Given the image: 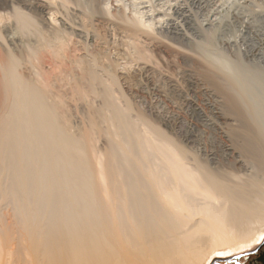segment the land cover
Here are the masks:
<instances>
[{
    "label": "bare ground",
    "instance_id": "1",
    "mask_svg": "<svg viewBox=\"0 0 264 264\" xmlns=\"http://www.w3.org/2000/svg\"><path fill=\"white\" fill-rule=\"evenodd\" d=\"M48 3L0 0V18L13 15L24 28L32 21L30 15L46 17L45 12L52 10ZM89 3L99 20L112 14L106 5L104 8V0ZM62 6V10L67 7ZM53 13L54 20L60 13ZM62 13L59 16L65 11ZM132 16L133 22L124 18L132 22V30L148 24ZM16 33H7L6 39L3 36L7 45L0 46V202L13 210L8 223L0 209V264H208L215 252L212 241L216 246L232 245L227 238L233 230L251 225L260 202L264 204L263 75L253 72L255 78H246L239 66L229 71L226 65L204 58L202 74L223 98L228 114L223 120L236 122L228 131L233 142L227 147L233 155L232 167L217 161L219 157L205 164L192 163L185 148L169 145L160 133L151 138L136 130L125 112L109 99L105 109L111 111L109 119L115 130L100 161L97 150L89 152L94 149L90 134L71 132L65 119L71 108L65 105V109L61 100L66 92L80 94L85 84L66 83L54 66L49 71L48 66H42L45 56L60 59L66 50L51 47L55 43L50 44L49 34L37 32L38 47L28 42L27 55L24 47L17 46ZM105 93H110L109 89ZM184 141L195 143L191 136ZM249 168L254 174L252 171L244 178ZM257 200H261L259 205ZM246 220L248 224H240Z\"/></svg>",
    "mask_w": 264,
    "mask_h": 264
},
{
    "label": "rangeland",
    "instance_id": "2",
    "mask_svg": "<svg viewBox=\"0 0 264 264\" xmlns=\"http://www.w3.org/2000/svg\"><path fill=\"white\" fill-rule=\"evenodd\" d=\"M46 1L49 2V8L53 11L47 10L43 20L36 14L30 15L32 21H29V26L24 28L13 15L0 18L2 22L0 24V46L5 45L6 47L7 35H15L19 27L17 31L23 30V32H20V35L16 33L15 38L17 37V46L25 48L23 52L25 54L30 48V43L33 47L37 46L36 36L40 33H43V36L49 34L46 37L48 36L47 38L51 41L46 39L52 45L55 43L51 47L59 48L60 46L66 50L63 54L66 57L60 55L62 57H59L60 59L57 57L50 59L49 56L47 59L45 56L42 66H48L47 69L43 66L47 71L54 66L59 78L61 76L66 78V83L82 81L85 84V89L80 94L66 92L67 94L62 96L64 99L61 98V100H64L62 103L65 109L66 106H69L68 109L71 108L65 117L71 132L76 136L90 134L93 144L90 142V147L92 145L95 149L91 151L89 148L90 154L97 150L96 153L101 154H97L100 157L99 160H104L110 147V140L113 137L111 132L115 128L109 119L111 111L105 109L106 100L109 99L117 103L119 109L125 112L127 119L133 122L136 130L149 137L152 136L151 138L160 133L168 139L164 138L169 145L182 150L186 149V156L188 155L192 163L196 160L195 162L205 164L204 161L219 157L217 161L225 163L227 167L234 165L233 155L229 154L227 147L233 144L228 131L233 127L231 124L236 122L229 120L228 124L225 123L224 120L228 114L224 111L223 98L202 74L206 62L204 58H211L220 65H226L229 71L232 67L239 66L240 70L245 72L246 78H255L253 72L259 74L260 77L264 76V0H104V8L106 5L105 9L110 10L108 13H112L110 15L113 18L107 15L108 18L105 16L100 20L92 14L95 9L91 8L90 0L75 1L80 2L81 7L88 4L87 8L90 7L92 10L89 8L87 12L81 11L86 10V7L79 9L78 3L75 6L76 3L73 0L70 4L69 0H66L64 2H67L66 5L62 3L64 0L61 2L59 0L58 2L56 0ZM61 6L68 8L62 10ZM54 9L56 13H60L59 15L61 11L68 13H64L65 16L62 13L64 18L55 15L54 23L52 19V15L55 14ZM80 11L82 13H79ZM118 11L124 17H121ZM74 12L76 13L73 15ZM119 16L122 19L128 16L130 20L131 16L135 20L140 18L144 20V23H148L147 26H150L142 25L140 29L136 28L137 31L132 30L133 20L132 22L127 18L121 20ZM141 16H144L143 19ZM5 17L11 19L7 20ZM33 22L35 24H32ZM30 23L33 25L32 30L36 29V35L31 31ZM12 27L16 28L15 31ZM142 28L147 33L141 30ZM147 28L151 29H149L150 33ZM25 31L28 34L24 33ZM23 34L27 35V40L24 39ZM24 43L28 47H25ZM47 51L46 48L45 52ZM41 52L43 51L39 53ZM105 87L110 93H105L107 91ZM102 108L105 112H97ZM186 136L193 137L195 143L187 145L184 141ZM91 156L94 157V155ZM93 160L96 162L95 159ZM228 170L231 169L228 168ZM252 171L249 168L246 173L249 174L243 177L248 178ZM241 173L243 175V172ZM260 201L257 200L256 203L262 205ZM260 205V209L257 208L259 211L255 213L257 217L253 216L257 219L251 221L252 226H242L237 229L238 232L233 230L234 233L232 232L229 236L231 238H227L233 241L232 245L217 244L216 246L213 244L214 241L211 242V246H215V249L212 247L215 252L208 264H211L215 258L248 251L264 240V209L261 208H264V204ZM0 209L2 216L7 215L5 219L11 223L12 207L0 202ZM260 212L263 213L260 214ZM245 222L247 223V220L240 224H246ZM255 228H257L256 231Z\"/></svg>",
    "mask_w": 264,
    "mask_h": 264
},
{
    "label": "flooded vegetation",
    "instance_id": "3",
    "mask_svg": "<svg viewBox=\"0 0 264 264\" xmlns=\"http://www.w3.org/2000/svg\"><path fill=\"white\" fill-rule=\"evenodd\" d=\"M262 255H264V240L256 247L248 251L239 252L226 257H220L226 260L221 262H215V264H234L236 262H239L241 264H249Z\"/></svg>",
    "mask_w": 264,
    "mask_h": 264
},
{
    "label": "water",
    "instance_id": "4",
    "mask_svg": "<svg viewBox=\"0 0 264 264\" xmlns=\"http://www.w3.org/2000/svg\"><path fill=\"white\" fill-rule=\"evenodd\" d=\"M226 259L223 258H215L212 260L211 264H215V262H221L224 261ZM229 264V263H227ZM234 264H241L239 262H236ZM249 264H264V255L260 256L259 258L255 259L253 262L249 263Z\"/></svg>",
    "mask_w": 264,
    "mask_h": 264
}]
</instances>
